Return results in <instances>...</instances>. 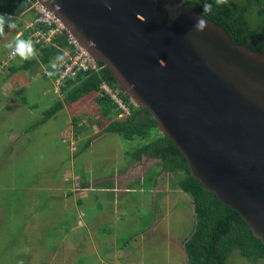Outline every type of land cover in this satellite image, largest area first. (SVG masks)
I'll list each match as a JSON object with an SVG mask.
<instances>
[{
    "label": "water",
    "instance_id": "water-1",
    "mask_svg": "<svg viewBox=\"0 0 264 264\" xmlns=\"http://www.w3.org/2000/svg\"><path fill=\"white\" fill-rule=\"evenodd\" d=\"M264 244V54L179 0H36ZM108 5H111L109 10Z\"/></svg>",
    "mask_w": 264,
    "mask_h": 264
},
{
    "label": "rangeland",
    "instance_id": "rangeland-1",
    "mask_svg": "<svg viewBox=\"0 0 264 264\" xmlns=\"http://www.w3.org/2000/svg\"><path fill=\"white\" fill-rule=\"evenodd\" d=\"M34 85L35 90L29 92L28 96L37 100L38 103L40 101L43 103L38 107L40 110L38 114L33 117L28 115L29 118L22 119L24 120L22 127L30 125L33 128L26 137V141L29 143V151L26 154L21 153L15 156L7 153L10 145L5 146L4 144H7L5 140L6 128H8L11 119H5L7 114L3 117L0 111V120L4 118L0 121V248L11 234L13 236V234L19 233L18 251L21 252L22 242H24L28 230L36 232V223L40 222L41 217L48 216L50 222L54 223L48 222L53 225V232L58 234L60 225L67 226L69 231L63 234V239L58 243L55 251L44 256V252L41 250V255L44 256L42 258L36 251L29 264H100V256H107L108 260H111L107 264H118V262L122 264H185L187 259L184 257L185 253L181 252L179 246L174 244L182 239L186 241L185 238L192 231L194 216L192 206H187L184 201L187 196L176 194L174 193L175 189L171 188L172 181L180 173L164 170L159 164L158 158L146 155H142L140 160H134L126 166L130 159V153L146 139L136 137L128 140L118 133L101 132L104 130L97 129L92 125L95 122L92 119L97 118V111L94 109L96 105L94 107V103L88 99L66 104L55 116L39 125L32 126L39 119L41 120L44 111L51 107L49 98L52 99L54 95L58 96L53 92V79L52 92L50 82L43 84L40 79H32L31 86ZM44 85L45 88L50 86V93L41 96L40 91ZM90 108L93 113L89 112ZM70 118L74 119L75 127L68 123ZM82 124L86 126L80 130ZM74 130H78L80 136L77 137ZM64 131H66L65 134L68 133L69 138L60 135ZM88 138H90V143L74 155V152L82 147ZM62 139L67 142L65 143ZM75 140L78 141L73 145ZM21 144L22 141L19 145ZM123 168H125L124 173H128L129 181L140 178L133 183L134 192L117 198L118 204L112 201L113 208L104 210V216L96 219V213L105 207L102 205V201L94 198L95 191L91 193V189L96 183L101 182L102 175L117 173ZM154 176V185L158 191L166 187L168 193L166 199L168 200L164 206H160L159 200L151 204L152 198L149 197L148 188L151 187ZM90 180L91 182L88 183ZM108 180L115 182L112 178ZM35 182L40 186L32 188L31 185ZM77 182L85 184L80 185ZM121 183L119 181L118 185ZM36 192L42 196L38 197ZM49 194L64 200L62 204H55L59 210L63 211L64 209L65 215L61 214L59 219L57 218L59 215H53L52 211L42 212L41 205L37 209L41 197ZM81 197L83 204L79 210L76 199ZM49 203L54 206L53 202ZM72 208L76 213L71 211ZM153 208L157 219L159 215L160 218H165L167 225L164 227H166L167 238L162 235L164 228L159 229L161 227L155 226V229L152 227ZM25 209L33 213L38 210L35 213L37 216L30 218L29 222L32 220L34 222H30L29 227L28 220L23 215ZM47 209H50V206ZM83 211L87 214L86 219H93L92 224L84 223ZM73 213L80 216V219L74 220L71 225ZM34 226L35 228H33ZM60 231H64V229L62 228ZM178 235L181 238L175 240L174 238ZM168 236L174 240L169 241ZM115 248H118L117 253H115ZM9 251L13 252L12 249ZM179 251L182 255H178ZM7 252L0 255V264H7L8 257L9 262H12L13 259ZM115 257L118 261H115ZM23 259V257H18L17 261ZM228 264H264V259L248 260L238 251H234Z\"/></svg>",
    "mask_w": 264,
    "mask_h": 264
},
{
    "label": "trees",
    "instance_id": "trees-1",
    "mask_svg": "<svg viewBox=\"0 0 264 264\" xmlns=\"http://www.w3.org/2000/svg\"><path fill=\"white\" fill-rule=\"evenodd\" d=\"M179 1L193 7L202 14H204L203 4H212V12L210 14L206 13L205 16L221 24L227 30L233 42L244 44L264 54V0H228L226 5L219 6L216 5L215 0ZM29 7V0H0V15L6 14L12 17L15 22V18L26 10H30L31 13H33ZM17 26H20V24H17ZM6 28L7 26H5V29ZM38 28H43V26H38ZM35 30V28L24 30L19 39L27 40L29 35ZM2 37L3 36H0V39ZM32 42L35 46L40 63L46 64L49 71L54 70L51 69L50 64L51 62H55L54 57L57 54H62L61 47L66 44L65 36L55 35L52 39V43L50 42L47 44L43 43L41 40H34ZM29 63L35 66L37 61L32 58ZM99 64L102 65L103 63L99 62ZM27 66L30 67V65ZM56 76L57 74L51 78L53 79ZM103 82L108 84L112 89L118 90L119 95L122 96L130 107L129 115H119L120 109L117 108L111 98L101 89V84ZM60 94L61 95L51 107L44 111L41 120L32 126H36L52 116H55L56 113L64 107L65 103L72 104L91 97L97 105V118L92 119L95 121L94 126L97 129L118 133L128 140H132L136 137L143 140L146 139L144 143L130 153L129 162L140 160L142 155H146L152 158H158L160 160L159 164L164 170L180 173V175L172 181L171 188L178 189L188 195L187 199L183 200L187 206H192L194 216L192 231L188 237L185 238L186 241L184 242L187 264H228V260L234 251H238L248 260L264 259V244L259 238L253 235L244 219L236 210L220 201L214 193L202 187L200 181L190 173L187 161L182 156L180 150L167 136L160 133L153 115L145 108L134 106L129 101L123 90L116 85L113 75L108 68L103 65L99 70L79 73L74 80H66L61 85ZM73 123L76 126L74 119ZM85 126L86 125L82 124L79 129L81 130V128ZM78 133V130H74L75 135ZM89 143L90 138L84 142L82 147L77 149L75 154L82 151ZM154 181L155 176L153 178V182ZM37 184L38 183L35 182L31 185L32 188L40 186ZM79 184L83 185L85 183L79 182ZM106 185L104 183H97L94 186V198L99 199L98 196L105 194L109 200L112 199V192L103 193L100 190V188ZM36 194L38 197L42 196L39 192H36ZM68 195H70V193H68ZM105 195L103 197L104 199ZM45 197H41V201H38L39 205L37 209L40 208L41 205L42 212L45 213V210L52 211L53 215H59L57 217L59 219L61 214H64V209L63 211L59 210L55 204H62V202H64L63 198L52 194L48 196L45 195ZM44 198L45 200L47 199V201H45ZM49 202H53L54 206ZM82 204L83 198H78L76 200V205L81 207ZM49 206L50 209H47ZM99 207H101V205H99ZM72 210L73 208L71 211ZM37 211L38 210H35L33 213L28 209L24 210L23 215L28 220V227L30 226V222H34L33 220L29 222V220L37 216L35 214ZM73 211L76 213L75 210ZM75 213H73L71 218V225L76 219ZM42 222L44 223L42 224ZM48 222H50L48 216L41 217L40 222L35 225L37 231L28 230L26 238L24 242H22L21 252L18 251L19 233H15L13 236L11 234L10 238L5 241L3 243L4 245L0 248V255L8 251L10 257L13 259L12 262H9L8 257L7 264H20L21 261H17L18 257L24 258L22 260L23 264H29L33 253L36 251H38L41 258L47 253L55 251L58 243L63 239V234L68 232L69 228L65 225H60L57 231L58 234H56L53 232L52 224L54 223L51 221L50 223L52 224H49ZM35 226L33 228H35ZM62 228L64 231H60ZM180 238V236H176L174 239L178 240ZM11 249L15 255L13 252L11 253L9 251ZM25 249H28V251L25 252ZM41 250H43L44 256L41 255Z\"/></svg>",
    "mask_w": 264,
    "mask_h": 264
},
{
    "label": "crops",
    "instance_id": "crops-1",
    "mask_svg": "<svg viewBox=\"0 0 264 264\" xmlns=\"http://www.w3.org/2000/svg\"><path fill=\"white\" fill-rule=\"evenodd\" d=\"M31 18H32V13L30 10H26L25 12H23L22 14L17 16L15 18V23H16V25L20 24V26H17L16 29L11 30V31H9V29L6 28L5 29V35L0 39V111H1V114L3 117L5 114H7V117H5V119L6 118L11 119V122L9 123L8 128H6L7 134H6L5 140L7 141V144H4V143L3 144L5 146L10 145L9 146L10 148H8L7 153L13 154L15 156H17L18 154H21V153L26 154L29 151V149H28L29 143L26 141L27 140L26 137H28L29 132L33 128L30 125L22 127V124L24 122V120H22V119L29 118L28 115L30 117H33L35 114H38L40 112L38 107H40L41 103H43L41 101H40V103H38L37 100H35L34 98H30L28 96L29 92H33L35 90V85L31 86V80L32 79H40L43 82V84L45 82H50L51 92H52V78L46 75V72H48L49 69H48L46 64L40 63L37 53H36V56L34 58V59H36L37 64L35 66H33L32 63H29V61H31V59L22 60L18 55H15L14 57L9 58V52L11 51V49H9L5 46L7 43H9L15 39L20 38L23 31L25 30L24 29V23L27 22L28 20H30ZM27 65H30V67ZM50 86H48V88H45V85H44L43 89L40 91V95L43 96V94H44L46 96L48 93H50ZM58 97L59 96L55 97V95L52 96V99L49 98V103L53 104L58 99ZM86 99L91 100L90 102H93L94 107H95L96 103L94 102V100L91 99V97L86 98ZM66 104L67 103H65L64 106H66ZM91 108H93V107H91ZM94 109H95V111H97V105ZM89 112L93 113L92 109H91V111L89 110ZM3 119H1V120H3ZM72 119L70 118V121L68 120V123L74 125ZM39 120L37 122H39ZM37 122H35V123H37ZM39 124H37V125H39ZM92 125L94 126V123ZM74 127H75V125H74ZM65 132L66 131L62 132V134L60 133V135L62 136ZM101 132L104 133L105 131H101ZM94 133H96V132H94ZM60 135H58V136H60ZM76 136L77 137L80 136V133H78ZM62 140L65 143L67 142L64 139H62ZM19 141L20 142L22 141L21 145H19V143H20ZM77 141L78 140H75L73 142V145H75L77 143ZM75 153L76 152H74V155H75ZM71 154L73 155V153H71ZM132 162H128L126 164V166H128ZM124 171H125V168H123L121 171H119L117 173L112 172V174H110V175H107V174L102 175L103 180L101 179V182H99V183H104L105 185L106 184L107 185L105 187L100 188V190L103 193L104 192H108V193L112 192L113 196H112L111 200H108V198L106 199L105 194L98 196L99 200L102 201V205L105 208H102L100 211H98L96 213V219L101 217V216H104L103 213L106 210L110 209L111 207L113 208L114 205H113L112 201H114L115 203L118 204V201L116 202L117 198H119L120 196L128 195V194H131L132 192H134L135 188L133 186V183L140 178L136 179L135 181H129L128 173L125 174ZM143 175H145V174H143ZM109 178L114 179L115 182L109 181L108 180ZM119 181L122 182L120 185H118ZM90 182H91V180L88 183H90ZM150 186L151 187L148 188V191L150 193V196H149L150 199L152 198L151 204H153V202L159 200L160 206H164V204L167 203V200H168V199H166L167 195H168V193L166 191V187L164 189H160V191H158L156 185H154V182ZM94 190L95 189L92 188L90 192L92 193V191H94ZM174 193H176V194L179 193V195L184 194V196H188L187 194L183 193L180 190L176 191V189L174 190ZM104 195H105L106 200L103 198ZM162 202H164V203H162ZM151 204L149 202V205H151ZM80 209L81 208L79 207V210ZM106 214H107V212H106ZM86 216H87V214L84 212V215H83L84 223L86 225L92 224L93 219L88 220V219H86ZM158 217L159 218L157 219V214L153 208L152 227L155 228V226H157V227H161L159 229L164 228L162 235L164 236V238H167V234L165 232L166 227H164V225H167L165 222V218H163V217L160 218V215ZM77 219H80V216H76L75 220H77ZM183 237L185 238L186 236H183ZM168 238H169L168 239L169 241L173 240L169 236H168ZM184 242L185 241L182 239L178 242L176 241L174 245L179 246V250L181 252L183 251L185 253ZM114 250H115V253H117L118 248H115ZM180 251L178 252L179 253L178 255H182ZM116 257H115V261H118L116 259ZM184 257L186 259V254ZM99 259H100V264H107L108 262L109 263L111 262V260H108L107 256H105V257L100 256ZM118 264H122V263L118 262ZM185 264H187V260H185Z\"/></svg>",
    "mask_w": 264,
    "mask_h": 264
},
{
    "label": "built area",
    "instance_id": "built-area-1",
    "mask_svg": "<svg viewBox=\"0 0 264 264\" xmlns=\"http://www.w3.org/2000/svg\"><path fill=\"white\" fill-rule=\"evenodd\" d=\"M30 1L32 18L24 23V29H36L31 33L27 40H41L43 43H52L55 35H64L66 44L61 47L62 54L66 57V62L60 67L57 76L53 78V92L60 96L61 85L66 80H74L79 73H86L91 70H99L103 67L98 61L89 56L87 51L79 44L78 40L67 30L61 20L48 8L41 5L36 0ZM43 26V28H38ZM54 43V42H53ZM12 50L9 52V58L14 57ZM59 63V62H57ZM101 89L106 93L117 108L120 109V116H127L130 113V107L119 95L117 89H112L108 84L102 83ZM65 138H69L68 133H64Z\"/></svg>",
    "mask_w": 264,
    "mask_h": 264
},
{
    "label": "clouds",
    "instance_id": "clouds-1",
    "mask_svg": "<svg viewBox=\"0 0 264 264\" xmlns=\"http://www.w3.org/2000/svg\"><path fill=\"white\" fill-rule=\"evenodd\" d=\"M216 5H226L228 0H215ZM109 10H111V5H108ZM212 4L204 3L203 4V15L197 18V22L194 25V28L198 32H203L207 28V20L204 18L206 17L205 14H210L212 12ZM5 26L9 29V31L14 30L17 28L16 23L13 21L12 17L7 16L6 14L0 15V36L5 35ZM7 48L11 49L15 55H18L22 60H28L35 58L36 56V49L31 40L26 39H15L5 45ZM55 62H51L50 67L51 71L46 72V75L52 77L57 74L60 67L66 62V57L63 54H57L54 57ZM25 252L28 249L24 250ZM23 264V261L20 262Z\"/></svg>",
    "mask_w": 264,
    "mask_h": 264
}]
</instances>
